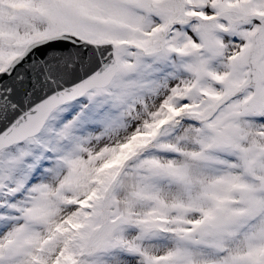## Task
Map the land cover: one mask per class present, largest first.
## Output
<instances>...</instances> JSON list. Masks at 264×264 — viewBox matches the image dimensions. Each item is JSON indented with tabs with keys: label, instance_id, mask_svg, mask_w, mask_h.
<instances>
[{
	"label": "snow or ice",
	"instance_id": "obj_1",
	"mask_svg": "<svg viewBox=\"0 0 264 264\" xmlns=\"http://www.w3.org/2000/svg\"><path fill=\"white\" fill-rule=\"evenodd\" d=\"M0 264H264V0H0Z\"/></svg>",
	"mask_w": 264,
	"mask_h": 264
}]
</instances>
